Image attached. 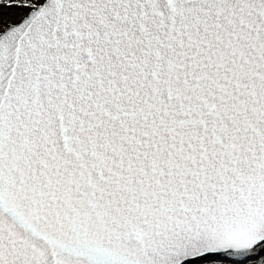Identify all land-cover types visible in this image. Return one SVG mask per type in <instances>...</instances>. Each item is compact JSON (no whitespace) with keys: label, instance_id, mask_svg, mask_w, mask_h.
<instances>
[{"label":"snow or ice","instance_id":"6c2138e0","mask_svg":"<svg viewBox=\"0 0 264 264\" xmlns=\"http://www.w3.org/2000/svg\"><path fill=\"white\" fill-rule=\"evenodd\" d=\"M0 264H264V0H0Z\"/></svg>","mask_w":264,"mask_h":264}]
</instances>
